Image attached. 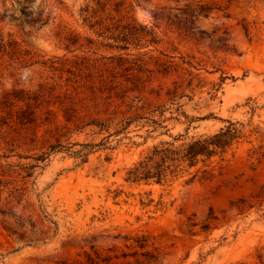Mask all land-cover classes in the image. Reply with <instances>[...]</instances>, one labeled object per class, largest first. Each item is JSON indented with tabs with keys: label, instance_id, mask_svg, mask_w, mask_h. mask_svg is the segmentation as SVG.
<instances>
[{
	"label": "rangeland",
	"instance_id": "374dc122",
	"mask_svg": "<svg viewBox=\"0 0 264 264\" xmlns=\"http://www.w3.org/2000/svg\"><path fill=\"white\" fill-rule=\"evenodd\" d=\"M135 113L166 128L88 125ZM228 122L222 161L125 181ZM0 180V264H264V0H0Z\"/></svg>",
	"mask_w": 264,
	"mask_h": 264
},
{
	"label": "trees",
	"instance_id": "16d2710c",
	"mask_svg": "<svg viewBox=\"0 0 264 264\" xmlns=\"http://www.w3.org/2000/svg\"><path fill=\"white\" fill-rule=\"evenodd\" d=\"M147 35L153 37L149 31ZM112 39H116L127 45L130 40H136L137 38L129 33H122L118 37ZM150 42L153 43V41ZM122 49H126V47L124 46ZM129 56L130 55L127 54V58L124 59L129 67L136 66V68H140V66L144 64L142 59L128 58ZM159 113L160 116H162V112L160 111ZM114 120L116 119L113 117H107L103 120L92 119L88 125L97 127L100 131H107L113 127L114 135L123 132L133 123L140 124L142 122L140 125L141 127H152V131L157 128H166L161 125L162 122L147 118L143 115H138L137 113L117 120L115 123ZM238 138L239 131L235 127V124L230 122H228L227 127L221 128L213 135L191 139L186 143L183 142L179 145H175L174 142L180 139L174 138L173 142L161 143L160 145L150 148L143 157L126 171L125 181L131 183L143 182L148 184L149 182H154L160 184L170 181L175 178L178 173L194 168L198 164H202V167H209L214 157L222 161L229 147ZM205 170L206 169H203L202 172L205 173ZM3 183L9 184V182L0 180V196L2 194L1 188L4 186ZM9 194V196L13 197L19 193L16 188H13L9 191ZM145 242L144 240L136 241L140 248L146 246Z\"/></svg>",
	"mask_w": 264,
	"mask_h": 264
}]
</instances>
